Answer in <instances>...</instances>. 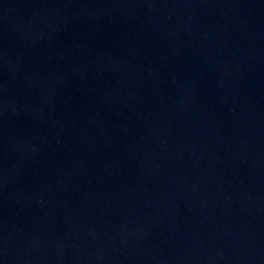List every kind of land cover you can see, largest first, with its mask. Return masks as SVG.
<instances>
[{
	"label": "water",
	"instance_id": "water-1",
	"mask_svg": "<svg viewBox=\"0 0 264 264\" xmlns=\"http://www.w3.org/2000/svg\"><path fill=\"white\" fill-rule=\"evenodd\" d=\"M0 264H264V0H0Z\"/></svg>",
	"mask_w": 264,
	"mask_h": 264
}]
</instances>
